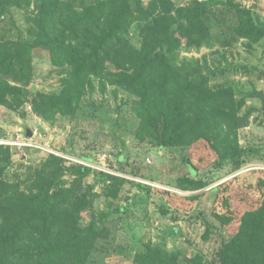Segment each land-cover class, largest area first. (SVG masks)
<instances>
[{
  "label": "rangeland",
  "instance_id": "obj_1",
  "mask_svg": "<svg viewBox=\"0 0 264 264\" xmlns=\"http://www.w3.org/2000/svg\"><path fill=\"white\" fill-rule=\"evenodd\" d=\"M43 1L0 3V42H33L37 31L34 18ZM74 1L90 5L95 0ZM150 1L142 0L145 6ZM173 1L177 6L195 1H208L212 6L215 39L201 47L187 46L183 39L170 55L184 72L203 73L209 88L234 89L239 115L247 121L238 131L239 144L249 150L239 168L233 161L218 159L198 138L183 137L175 145L139 138V118L131 106L135 96L120 89L116 98L114 86L102 92L98 80L97 89L86 94L76 113L45 119L32 101L36 93L61 94L70 68L56 65L50 50L43 47L32 51L28 84L8 77L12 85L23 87L24 95L18 107L0 104V144L9 146L13 155L4 177L27 190L34 171L49 155L65 159L59 180L72 186L81 179L77 186L89 201L81 214L82 225L95 217L105 218L110 227L108 237L97 241L88 264H134L136 254L149 243L163 248L176 264H218L220 249L233 237L237 223L226 226L215 217L217 187L239 176L229 190L228 203L237 219L245 210L260 205L264 195V36L257 42L235 38L237 16L229 0ZM234 2L249 9L254 21L264 25V0ZM143 25L140 21L130 28L128 38L137 46L143 41ZM108 64L118 70L112 62ZM81 165L91 168L90 173H77ZM194 182L205 185L184 187ZM102 224L100 221L98 226Z\"/></svg>",
  "mask_w": 264,
  "mask_h": 264
},
{
  "label": "trees",
  "instance_id": "obj_2",
  "mask_svg": "<svg viewBox=\"0 0 264 264\" xmlns=\"http://www.w3.org/2000/svg\"><path fill=\"white\" fill-rule=\"evenodd\" d=\"M228 3L236 11L235 38L259 41L264 25L256 23L252 12L241 4ZM211 7L208 1L177 6L173 0H151L145 6L142 0H95L90 5L44 0L34 18L37 31L33 42H0V104L18 107L23 103V87L12 85L8 77L28 84L32 51L43 47L50 50L56 65L70 68L61 94L36 93L32 101L45 119L76 113L86 94L97 89L98 80L102 92L114 86L116 98L120 89L135 96L131 106L139 118V138L167 145L178 144L183 137L198 138L218 159L233 161L239 168L249 150L239 144L238 131L247 121L239 115L234 89L209 88L203 73L184 72L170 55L183 39L190 47L215 39ZM140 21L144 22L140 28L143 41L137 46L128 35ZM108 62L118 70L113 71ZM64 160L49 155L34 171L28 189L21 190L19 184L4 177L13 155L9 146L0 144V264H88L97 241L108 237L110 227L105 218L92 217L88 225H82L81 214L89 201L77 186L81 179L72 186L62 185L59 177ZM90 171L84 165L77 169L83 176ZM238 180L235 176L217 187L215 217L226 226L237 223L233 237L220 249L218 264H264V195L260 205L245 210L237 219L228 203L229 190ZM204 185L194 182L184 187ZM134 262L176 264L163 248L150 243L136 254Z\"/></svg>",
  "mask_w": 264,
  "mask_h": 264
},
{
  "label": "water",
  "instance_id": "obj_3",
  "mask_svg": "<svg viewBox=\"0 0 264 264\" xmlns=\"http://www.w3.org/2000/svg\"><path fill=\"white\" fill-rule=\"evenodd\" d=\"M29 135L31 136L32 135V132Z\"/></svg>",
  "mask_w": 264,
  "mask_h": 264
}]
</instances>
